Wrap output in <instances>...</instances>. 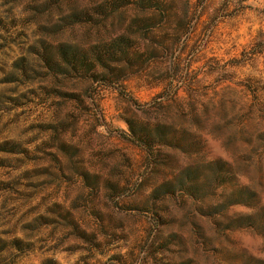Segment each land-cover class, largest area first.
Listing matches in <instances>:
<instances>
[{"label": "rangeland", "instance_id": "rangeland-1", "mask_svg": "<svg viewBox=\"0 0 264 264\" xmlns=\"http://www.w3.org/2000/svg\"><path fill=\"white\" fill-rule=\"evenodd\" d=\"M0 264H264V0H0Z\"/></svg>", "mask_w": 264, "mask_h": 264}]
</instances>
